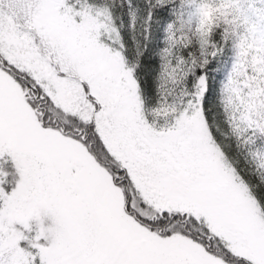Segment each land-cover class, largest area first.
I'll list each match as a JSON object with an SVG mask.
<instances>
[{
	"label": "snow or ice",
	"instance_id": "1",
	"mask_svg": "<svg viewBox=\"0 0 264 264\" xmlns=\"http://www.w3.org/2000/svg\"><path fill=\"white\" fill-rule=\"evenodd\" d=\"M146 2L130 60L108 8L0 0V264H264V7Z\"/></svg>",
	"mask_w": 264,
	"mask_h": 264
},
{
	"label": "rangeland",
	"instance_id": "2",
	"mask_svg": "<svg viewBox=\"0 0 264 264\" xmlns=\"http://www.w3.org/2000/svg\"><path fill=\"white\" fill-rule=\"evenodd\" d=\"M212 2V0H210V3ZM248 2L253 5L255 8H262L264 7V3H262V0H248ZM130 4L131 7H129V3L126 2V0H120V5L121 8L123 9L121 12L119 11V15L121 16V21L118 23L120 28L124 31V40H127V42L125 43L126 48L130 51L131 56L132 53L136 54L137 50H138V39H139V33H141L142 31H144V27H146V9L144 10L143 7L140 6L139 2L137 0H130ZM247 6V5H246ZM120 7H118V10ZM130 14L131 15H135L136 18V26L135 29L133 30L130 27L131 24V19H130ZM174 19V14L173 12L169 15V18H166V20L163 21V24L159 25V26H155L154 23H152V27L151 29H153L152 33L150 34L151 39H153V43L155 44L154 47H163V42H164V38H165V27L166 24L171 22ZM154 21V20H153ZM194 27V25H193ZM196 51L194 52V55L199 56L200 55V50H199V45L196 44L195 45ZM231 63H232V58H230V61L228 63V65L223 66V67H213V75L210 78V83H212L216 89V97H215V101H216V106L214 108H216V112L219 113L220 112V108H219V91L221 89V86L223 84V82L226 80L227 77V73L230 70L231 67ZM215 71V72H214ZM152 82V81H151ZM153 86H154V92L153 95H150V100L151 102H155L154 100V95H155V83L153 82ZM220 119H222V116H218Z\"/></svg>",
	"mask_w": 264,
	"mask_h": 264
},
{
	"label": "trees",
	"instance_id": "3",
	"mask_svg": "<svg viewBox=\"0 0 264 264\" xmlns=\"http://www.w3.org/2000/svg\"><path fill=\"white\" fill-rule=\"evenodd\" d=\"M140 4L141 7L144 8V10L146 9V17L148 16V3L146 2V0H137ZM89 4L95 5L97 7H105L108 8L111 11L112 17H113V21L114 24L116 25V27L119 29L120 31V35H121V41L125 44L127 42V40H124V34H123V30L120 28L119 26V22L121 21V16L119 15V11L121 12L123 9L121 8L120 5V0H88ZM179 3V0H177V4ZM118 7H120L118 10ZM172 6L170 5L168 10H163V9H155L153 10L152 13V21L151 24L148 25L149 27V33H148V41L145 40V27L143 28L144 31H142L141 33H139V41H138V50H142L145 47V44L148 43V47L151 48H155L154 47V43H153V39H151L150 34L152 33L153 29H151L152 27V23H154V25L157 27L161 24H163V21L166 20V18H169V15L172 13ZM154 20V21H153ZM217 39H219V35H217ZM127 46V45H125ZM128 50V49H127ZM145 55H147V53H145ZM128 56L131 59H133L135 57V54L131 53L128 50ZM230 58H232V52L230 48H226L224 55L221 57H218L216 60H213L212 63H210L209 65V69H208V74L209 77L211 78L213 75V67H223L226 65H228ZM154 60H157V66H158V59L156 57H153ZM215 72V71H214ZM152 75H155V73H152ZM191 79V78H189ZM148 89H149V93L151 94L152 92H154V86H153V82H149L148 85ZM211 114L212 115H216V108H212L211 110ZM217 119L219 120L220 118L217 116Z\"/></svg>",
	"mask_w": 264,
	"mask_h": 264
},
{
	"label": "flooded vegetation",
	"instance_id": "4",
	"mask_svg": "<svg viewBox=\"0 0 264 264\" xmlns=\"http://www.w3.org/2000/svg\"><path fill=\"white\" fill-rule=\"evenodd\" d=\"M128 58H129V56H128ZM130 59V58H129ZM149 94V97H150V95H153V93H148ZM149 103H154V101L153 102H151V101H149Z\"/></svg>",
	"mask_w": 264,
	"mask_h": 264
}]
</instances>
